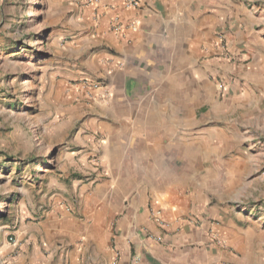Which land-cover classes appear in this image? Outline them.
Here are the masks:
<instances>
[{
  "label": "rangeland",
  "instance_id": "1",
  "mask_svg": "<svg viewBox=\"0 0 264 264\" xmlns=\"http://www.w3.org/2000/svg\"><path fill=\"white\" fill-rule=\"evenodd\" d=\"M235 2L243 23L229 26L237 35L219 33L206 54H195L193 72L179 67L178 117L161 121L160 145L149 152L161 179L169 177L162 181L169 190L159 191L164 203L172 198L181 206L183 195L200 188L198 203L190 209L184 203L178 215L224 225L233 243L213 233L229 256L264 264V0ZM61 4L0 0V264L117 261L111 251L122 217L117 211L130 198L104 217L92 247L56 235L46 223L67 212L84 219L80 189L106 177L86 156L107 138L90 136L89 111L113 109L103 72L80 86L77 73L61 67L62 50L74 42L67 33L72 10H57ZM126 139L121 135L116 144ZM147 208L158 224L172 222L162 205Z\"/></svg>",
  "mask_w": 264,
  "mask_h": 264
},
{
  "label": "crops",
  "instance_id": "2",
  "mask_svg": "<svg viewBox=\"0 0 264 264\" xmlns=\"http://www.w3.org/2000/svg\"><path fill=\"white\" fill-rule=\"evenodd\" d=\"M138 1L134 8L125 7L122 0H102V5L62 0L57 7L72 10L67 16L71 25L67 33L74 42L61 49L64 73H77L81 86L84 80L103 72L106 88L113 91V109L89 111L90 136L107 138L105 144L97 145L86 156L92 155V164L97 160L103 166L100 174L106 177L94 186L87 184L80 189L84 219L67 212L46 223L56 235L83 238L92 247L97 245L98 227L104 217L115 215L119 210L117 202L126 204L130 198L117 211L122 217L117 221L111 248L116 264H238L240 259L229 256L215 239L214 233L222 232L229 242L235 241L224 225L206 217L194 224L188 217L178 215L183 213L184 203L189 209L198 203L203 195L199 187V191L181 197V206L172 198L164 203L159 191L169 190L167 184L162 186L169 177L166 174L161 179L149 149L160 145L161 121L178 117L179 67L193 72L195 54H206L219 33L234 32L231 22L243 23L239 2ZM115 17L136 27L125 26L116 31L111 26ZM250 74L253 73L244 72L246 77ZM166 89L169 94H165ZM121 135L127 137L122 147L116 144ZM84 151L87 153V149ZM157 193L159 196H154ZM153 203L162 205L165 216L172 221L167 228L148 211V205ZM147 233L161 239L146 237ZM243 263L248 264L247 259Z\"/></svg>",
  "mask_w": 264,
  "mask_h": 264
},
{
  "label": "built area",
  "instance_id": "3",
  "mask_svg": "<svg viewBox=\"0 0 264 264\" xmlns=\"http://www.w3.org/2000/svg\"><path fill=\"white\" fill-rule=\"evenodd\" d=\"M73 1H80L83 4H95V5H102L101 1L102 0H73ZM138 0H122V3L124 4L125 7H137L138 6ZM104 5V4H103ZM111 26L114 30L116 31H121L125 28V26H130L131 28H135L136 24L130 23L128 25L123 24L118 17H115L113 22L111 23ZM96 162V161H95ZM219 242V240H217Z\"/></svg>",
  "mask_w": 264,
  "mask_h": 264
},
{
  "label": "bare ground",
  "instance_id": "4",
  "mask_svg": "<svg viewBox=\"0 0 264 264\" xmlns=\"http://www.w3.org/2000/svg\"><path fill=\"white\" fill-rule=\"evenodd\" d=\"M36 15V12H34V16Z\"/></svg>",
  "mask_w": 264,
  "mask_h": 264
}]
</instances>
